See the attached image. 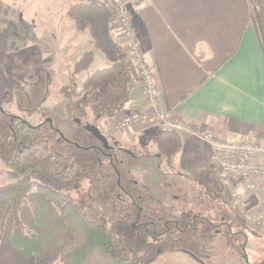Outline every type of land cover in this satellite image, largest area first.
Listing matches in <instances>:
<instances>
[{
	"label": "rangeland",
	"instance_id": "1",
	"mask_svg": "<svg viewBox=\"0 0 264 264\" xmlns=\"http://www.w3.org/2000/svg\"><path fill=\"white\" fill-rule=\"evenodd\" d=\"M76 2L0 0V133L7 131L9 122V118L2 113L18 117L33 126L51 119V125L63 137L84 148L77 152L75 164L91 174L83 180L79 189L68 194L84 212L104 217L108 223H122L133 254L157 250L160 254L152 264H264V190L241 195L244 205L233 209L217 176L209 180L198 177L205 186L196 187L191 179L186 181L169 174L163 164L158 169L160 164L154 157L157 150L147 135L142 136L139 143L124 144L118 138L121 133L119 136L109 134L102 130L104 128L99 121L94 122L91 111L83 107L80 97L68 100L59 93V88L69 83L66 78L61 81V76L69 77L89 42L85 36L76 34L70 26L63 24L65 12ZM26 51L25 58L19 55ZM100 57L96 59V67L100 68L105 61L106 68L108 62L103 55ZM28 63L33 66L31 70L27 69ZM55 69L58 78L47 76ZM84 77H78L77 92L81 91ZM92 125L101 126L100 131L110 143L120 142L137 158L128 154L114 155L117 158L116 167L111 165L109 158L97 151L99 141L85 129ZM144 150L149 151L150 157H146ZM13 183L15 180L10 170L0 160V188ZM144 191L149 192L150 203L142 193ZM208 191L218 192L227 205L220 206ZM32 192L44 196L33 186L27 199ZM143 208L146 212L148 209L159 211V215L156 212L150 214L152 218L158 215L163 222L174 219L179 223L148 224L145 219L143 223H138L136 217ZM191 213L201 214L215 222L214 225H219L222 220L234 221L229 223L232 233L222 227L223 232L216 233L212 227L203 228L201 223H197V231L188 229L182 235L173 233L177 224L179 229L184 228V220L190 219ZM8 220L11 219L4 218L0 212V224L4 226ZM155 224L154 235L152 226ZM167 225L171 231L169 235L164 232ZM237 231L244 232L246 240L239 238Z\"/></svg>",
	"mask_w": 264,
	"mask_h": 264
},
{
	"label": "crops",
	"instance_id": "2",
	"mask_svg": "<svg viewBox=\"0 0 264 264\" xmlns=\"http://www.w3.org/2000/svg\"><path fill=\"white\" fill-rule=\"evenodd\" d=\"M129 10L141 54L154 71L159 92L155 110L175 124L172 130L181 138V150L173 159L175 171L189 179L205 172L210 178L217 175L205 134L227 142L250 140L264 145V49L259 37L260 31L264 36V0H129ZM63 24L75 31L69 19ZM81 36L89 41L83 56L91 49L90 34ZM27 53L19 55L25 58ZM101 55L95 50L90 69L78 77L83 75L85 80L88 73L105 68V61L96 67ZM128 62L129 102L118 117L99 120L104 128L99 129L121 133L118 138L124 144L162 132L146 100L137 63ZM31 67L28 63L27 69ZM47 76L55 79L58 73L55 69ZM65 78L69 82L67 76L60 79ZM141 110L146 111L141 124L124 132L112 127L123 116ZM20 218V228L11 220L0 224V264H59L69 232L49 201L32 192Z\"/></svg>",
	"mask_w": 264,
	"mask_h": 264
},
{
	"label": "trees",
	"instance_id": "3",
	"mask_svg": "<svg viewBox=\"0 0 264 264\" xmlns=\"http://www.w3.org/2000/svg\"><path fill=\"white\" fill-rule=\"evenodd\" d=\"M252 3L254 6V1ZM65 16L74 23L76 34L89 32L91 49L74 64L68 85L60 87L59 93L68 100L80 97L83 107L91 111L94 122L114 119L128 104L132 88L129 62L115 36L114 15L102 0H77ZM252 16L256 19L255 9ZM258 29L260 31V27ZM259 35L264 49L261 31ZM95 50L106 58L109 66L88 73L82 90L77 92V77L90 69ZM2 114L9 122L7 131L0 133V160L15 180V183L0 188V212L4 218L21 226V207L32 187L36 186L57 208L69 232V242L63 247L59 264H152L158 258L160 253L154 249L133 254L122 223H108L104 217L84 212L68 194L79 189L83 180L91 175L89 170L75 164L77 152L84 148L63 137L50 123L33 126L18 117ZM148 140L160 156L159 164L165 165L169 174L189 181L173 166V159L182 147L177 132L163 130L149 136ZM145 153L150 157L149 151ZM202 177L210 179L206 172ZM191 182L196 187L205 186L198 178ZM208 193L220 206L227 205L218 192ZM152 234L155 235L154 230Z\"/></svg>",
	"mask_w": 264,
	"mask_h": 264
},
{
	"label": "built area",
	"instance_id": "4",
	"mask_svg": "<svg viewBox=\"0 0 264 264\" xmlns=\"http://www.w3.org/2000/svg\"><path fill=\"white\" fill-rule=\"evenodd\" d=\"M102 1L114 15L115 36L127 59L137 63L146 100L149 108L155 111V116L160 120V129H176L175 124L165 120L163 115L155 110V99L159 92L154 71L141 54V46L132 24L129 0ZM145 118L144 110L125 115L114 125V130L128 131L141 124ZM204 139L211 147V162L216 167V176L224 187V196L229 205L233 209L242 207L245 201L241 195L255 194L264 188V145L250 140L227 142L218 140L212 134H205ZM259 160L260 164L257 163Z\"/></svg>",
	"mask_w": 264,
	"mask_h": 264
},
{
	"label": "flooded vegetation",
	"instance_id": "5",
	"mask_svg": "<svg viewBox=\"0 0 264 264\" xmlns=\"http://www.w3.org/2000/svg\"><path fill=\"white\" fill-rule=\"evenodd\" d=\"M99 145L100 146L96 147L97 151L100 154H103L104 156L108 157L109 160L111 161V165H113L114 167H116V163H117V158L115 159L114 155H117V157H119V154H128V155H130L132 157L137 158V155H135V153H133L132 151H129L128 149L123 147L120 144V142H118V141H113L112 143H110V141H109V145L111 146L110 150H105L101 143ZM145 151L146 150H144V154H146ZM154 157L158 160V162L160 161V156L157 155V153L154 155ZM158 169H161V165L158 166ZM142 193L147 197V201H149L150 198H151L149 192L148 191H144ZM150 202L151 201H149V203ZM155 212L158 215L160 214L159 211H156V210L154 211V210H149L148 209V212H146L145 209L143 208L140 211L139 217H136V221H138V223H143V221L145 219L146 223H148V224H150V223H179V222H177L174 219L173 220H169L168 219V220H165L163 222L162 220L158 219V215H157L156 218H152V217L149 216L150 214L155 213ZM191 214H192V216H191L190 219L184 220V223H185L184 224V228L183 229H179V224H177L176 225V231L174 230L173 233L177 232V233H180L182 235L184 233H187L188 229H191V231H197V229H199L198 226H197V223H201L203 228H206L207 226H209V228L212 227L211 229L214 232H216V233L223 232V230H221L220 227H222L223 229L224 228H228V229H230V232L232 233V225L229 224V223H235L234 221L222 220V221L218 222V223H220L219 225H214L215 222H213L210 219H207L206 217L201 216V214H194V213H191ZM148 224H146V225H148ZM156 228H157L156 224L154 226H152V229L154 231H156ZM169 228L170 227L167 225L165 227V230H164V232L167 233V235L171 234V231H169ZM236 234L239 236V238H243V239L246 240V237L244 236V232L237 231ZM211 237H212V235L209 236V238H211ZM187 253H188V255L192 256V258L197 260V258L193 254L191 255L189 252H187Z\"/></svg>",
	"mask_w": 264,
	"mask_h": 264
},
{
	"label": "water",
	"instance_id": "6",
	"mask_svg": "<svg viewBox=\"0 0 264 264\" xmlns=\"http://www.w3.org/2000/svg\"><path fill=\"white\" fill-rule=\"evenodd\" d=\"M46 122L52 124V120L51 119H47ZM85 129L97 141H99L102 144V146H103V148L105 150H110L111 149V146L109 145V140L107 139V137L105 135H103V133L100 131L99 127H97L96 125H92V126H86Z\"/></svg>",
	"mask_w": 264,
	"mask_h": 264
}]
</instances>
